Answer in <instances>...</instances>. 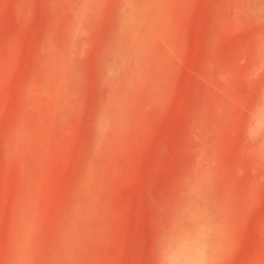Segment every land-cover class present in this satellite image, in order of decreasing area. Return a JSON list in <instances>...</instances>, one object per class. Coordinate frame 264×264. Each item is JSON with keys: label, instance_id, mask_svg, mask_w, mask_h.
Here are the masks:
<instances>
[{"label": "rangeland", "instance_id": "rangeland-1", "mask_svg": "<svg viewBox=\"0 0 264 264\" xmlns=\"http://www.w3.org/2000/svg\"><path fill=\"white\" fill-rule=\"evenodd\" d=\"M0 264H264V0H0Z\"/></svg>", "mask_w": 264, "mask_h": 264}]
</instances>
